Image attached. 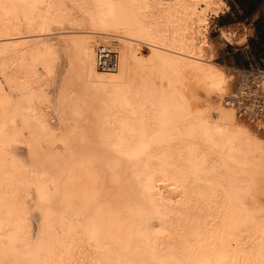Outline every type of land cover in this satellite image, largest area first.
<instances>
[{"label": "bare ground", "instance_id": "bare-ground-1", "mask_svg": "<svg viewBox=\"0 0 264 264\" xmlns=\"http://www.w3.org/2000/svg\"><path fill=\"white\" fill-rule=\"evenodd\" d=\"M226 7L0 0V264H264V72L215 61Z\"/></svg>", "mask_w": 264, "mask_h": 264}, {"label": "crops", "instance_id": "crops-1", "mask_svg": "<svg viewBox=\"0 0 264 264\" xmlns=\"http://www.w3.org/2000/svg\"><path fill=\"white\" fill-rule=\"evenodd\" d=\"M226 10L221 14L223 21L215 29L219 35V40L210 41L216 57H219L223 47H226V55L223 58L228 70L233 73L239 84L241 81H253L264 72V0L256 5V10L250 15H242V9L235 5L234 13L228 6L226 0ZM239 17V18H238ZM232 28L240 34H244V39L239 42H229L221 33L222 29ZM258 74V75H257Z\"/></svg>", "mask_w": 264, "mask_h": 264}, {"label": "rangeland", "instance_id": "rangeland-1", "mask_svg": "<svg viewBox=\"0 0 264 264\" xmlns=\"http://www.w3.org/2000/svg\"><path fill=\"white\" fill-rule=\"evenodd\" d=\"M225 1V3H226V0H224ZM226 6H227V4H226ZM226 10V9H225ZM225 14H227V13H225ZM225 14H221L220 16H218V17H214V18H211L210 19V21H209V29H208V33H207V35H208V43H209V45L211 46V49H213V46H212V44H211V42L210 41H212V40H219V35H218V33L216 32V30L215 29H218V26L217 25H219L222 21H223V19H224V16H229L228 14L227 15H225ZM225 20V19H224ZM223 30H225V29H222V33H221V35L223 34ZM223 37H224V34L222 35ZM225 38V37H224ZM226 47H223V50H222V52H221V54H219V57H216L215 56V61L217 62V63H222V64H224V65H226L225 63H224V61H223V58H224V56L226 55V49H225ZM227 66V65H226ZM28 204L29 205H31V203L28 201Z\"/></svg>", "mask_w": 264, "mask_h": 264}, {"label": "trees", "instance_id": "trees-1", "mask_svg": "<svg viewBox=\"0 0 264 264\" xmlns=\"http://www.w3.org/2000/svg\"><path fill=\"white\" fill-rule=\"evenodd\" d=\"M227 1H228V6L230 7L233 13L234 11H236L235 5H237L238 8L242 9L243 13L239 14V17H241L242 15L247 16L252 14L256 10V5L261 0H227ZM227 14L229 15V13Z\"/></svg>", "mask_w": 264, "mask_h": 264}]
</instances>
